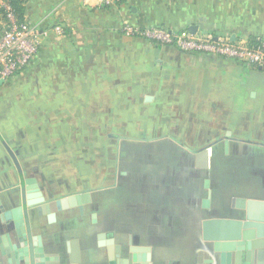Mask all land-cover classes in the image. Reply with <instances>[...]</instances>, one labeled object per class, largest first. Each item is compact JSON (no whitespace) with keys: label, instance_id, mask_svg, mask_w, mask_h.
Wrapping results in <instances>:
<instances>
[{"label":"crops","instance_id":"0c3cea01","mask_svg":"<svg viewBox=\"0 0 264 264\" xmlns=\"http://www.w3.org/2000/svg\"><path fill=\"white\" fill-rule=\"evenodd\" d=\"M20 1L40 47L0 80V264H23L17 223L39 264L219 261L202 222L264 201V70L121 30L263 39L264 0Z\"/></svg>","mask_w":264,"mask_h":264},{"label":"built area","instance_id":"2783aa9c","mask_svg":"<svg viewBox=\"0 0 264 264\" xmlns=\"http://www.w3.org/2000/svg\"><path fill=\"white\" fill-rule=\"evenodd\" d=\"M122 0H102L104 6L120 4ZM4 11L0 32V80L8 81L25 71L36 58L40 38L29 21L19 18L9 0H2ZM61 32V28H56ZM121 32L127 36L140 37L162 46H171L185 53L217 56L239 62L247 67L264 70V38L248 39L231 35H214L188 29L169 30L165 27L136 28L129 25Z\"/></svg>","mask_w":264,"mask_h":264},{"label":"water","instance_id":"95a60500","mask_svg":"<svg viewBox=\"0 0 264 264\" xmlns=\"http://www.w3.org/2000/svg\"><path fill=\"white\" fill-rule=\"evenodd\" d=\"M190 31L194 33L195 28H190ZM210 149L208 148L209 154L211 152ZM202 167H208L207 157L202 158ZM22 197L23 199L25 198L24 191ZM82 197L80 194L76 196L78 203L83 202ZM16 225L15 235L17 240H19V250H15L16 246H11L15 250L14 253L19 256V260H22L23 264L42 263L43 260L38 255V250L32 246L28 224L26 233L19 223ZM202 239L212 244L211 250L214 255L216 253L219 254V261L216 262L215 258L210 259L206 263L199 260V264H235V256L237 258L238 253L241 252H245L244 260L241 264H264V201L248 199L245 213L240 219L211 217L204 220L202 222ZM109 244L111 245V242ZM118 250L119 248L116 246L115 256L118 255ZM28 251L30 255H28ZM255 251L257 256L256 263L253 262L251 256ZM147 258V254L137 255L135 264ZM13 262L14 260L10 258L9 264H13ZM123 263L128 264L127 260H124ZM110 264H114L111 256Z\"/></svg>","mask_w":264,"mask_h":264},{"label":"rangeland","instance_id":"374dc122","mask_svg":"<svg viewBox=\"0 0 264 264\" xmlns=\"http://www.w3.org/2000/svg\"><path fill=\"white\" fill-rule=\"evenodd\" d=\"M0 17H1V19H2V15H0ZM194 166H196L195 165V161L193 162V166L192 167H194ZM200 166H202V162H201V165H200V162H198L197 163V170H195L194 172H193V175H192V182H193V184H195V183H198L199 184V186H202V185H204L203 183H204V176H203V172L200 170ZM224 166H225V170H227V169H230L231 168V165L230 164H224ZM193 169H195V168H193ZM226 181V180H225ZM228 181V180H227Z\"/></svg>","mask_w":264,"mask_h":264},{"label":"trees","instance_id":"16d2710c","mask_svg":"<svg viewBox=\"0 0 264 264\" xmlns=\"http://www.w3.org/2000/svg\"><path fill=\"white\" fill-rule=\"evenodd\" d=\"M123 1V0H122ZM9 3L11 5V7L13 8L15 14L19 17L22 18V4L20 0H9ZM4 11L3 9L0 7V15H2V18L4 17Z\"/></svg>","mask_w":264,"mask_h":264},{"label":"flooded vegetation","instance_id":"af4514ba","mask_svg":"<svg viewBox=\"0 0 264 264\" xmlns=\"http://www.w3.org/2000/svg\"><path fill=\"white\" fill-rule=\"evenodd\" d=\"M208 162H209V160H208ZM213 163V162H212ZM213 166V168H214V165H212ZM201 171L203 172V174H208V172H207V170H208V168H209V165H208V167L207 168H204V167H202L201 166ZM212 180V179H211ZM204 184V186H207V180L205 181V183H203ZM207 190L209 189V188H206ZM209 193V192H208ZM22 194H23V191H22ZM22 194H21V196H22ZM84 194V193H83ZM76 195H78V194H76ZM80 195H82V194H80ZM88 198L87 197H84V198H82V200L83 201H86ZM22 201H23V209H25V206H24V199H23V197H22ZM209 245L210 246H212V244L211 243H209ZM116 248V247H115ZM115 248H114V250H115ZM211 248V247H210ZM118 254H119V250H118ZM114 264H117L116 263V261H114ZM124 264V263H123Z\"/></svg>","mask_w":264,"mask_h":264}]
</instances>
